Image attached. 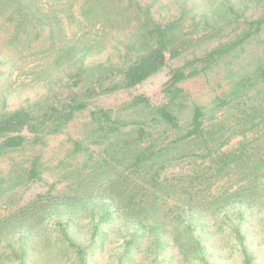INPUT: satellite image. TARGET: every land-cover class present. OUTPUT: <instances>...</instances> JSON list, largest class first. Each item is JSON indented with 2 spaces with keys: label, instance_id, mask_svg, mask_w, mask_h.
<instances>
[{
  "label": "trees",
  "instance_id": "16d2710c",
  "mask_svg": "<svg viewBox=\"0 0 264 264\" xmlns=\"http://www.w3.org/2000/svg\"><path fill=\"white\" fill-rule=\"evenodd\" d=\"M199 1L205 11L186 32L183 7L169 20L154 17L159 0H0V22L11 27L9 43L17 50L10 69L31 67L30 80L45 88L38 100L0 112V160H12L0 168V262L36 264V255L48 252L70 264H89L124 228L129 231L121 237L118 264L133 263L138 254L166 264H212L204 221L224 213L242 249V264H254L243 216L264 204V135H259L264 55L206 104L181 88L205 69L188 74L178 69L160 104L136 97L117 111L91 110L55 165L40 155L15 158L62 133L94 98L134 88L188 52L198 30L213 35L223 23L264 5V0ZM252 24L264 25V13ZM108 45L106 58L93 62ZM40 73L44 77L37 78ZM228 110L236 119L218 120ZM232 138L237 140L229 146ZM191 156L202 164L177 186L161 179ZM45 174L54 178L50 189L21 206L17 189ZM61 182L67 194L52 193ZM235 208L234 218L227 216ZM79 214L92 222L85 244L74 232L81 229H73ZM53 217L59 224L51 231Z\"/></svg>",
  "mask_w": 264,
  "mask_h": 264
},
{
  "label": "rangeland",
  "instance_id": "374dc122",
  "mask_svg": "<svg viewBox=\"0 0 264 264\" xmlns=\"http://www.w3.org/2000/svg\"><path fill=\"white\" fill-rule=\"evenodd\" d=\"M182 7L187 12L183 28L186 32H189L193 28L191 21L194 20V17L197 20L201 19L203 11H205L202 1L159 0V2L154 4L152 11H154V17L156 19L169 20L179 15ZM263 13L264 5L251 8L242 17L228 21L226 24L223 23L220 29L218 28V32H215L213 35L201 29L198 30L196 33L197 36L195 34L192 35L194 44L193 48H190L188 52L174 59H169L160 71L134 88L117 91L108 95H100L94 98L89 102L86 110L75 115L62 133L47 136L41 146H36L31 151L24 152L21 157L17 156L15 158L18 160L20 158L23 159L25 156L40 155L43 161H48L55 165L63 157L66 150L69 149L68 147L76 138V134L82 129V126L88 121L91 110L102 108L117 111L118 109H123L136 97L145 98L152 105L160 104L165 101L163 93L165 84L169 81L172 73L178 69H183L185 74L191 73L192 70L202 72L205 69L203 74L184 81L181 84V88L184 91V95L189 99H196L199 103L206 104L215 93L220 92L221 88L226 89L233 80L248 73L253 68L254 61L258 56L264 55V25L256 28L252 24ZM11 35V27L0 22V112L19 108L26 105L27 102L38 100L45 94V88L42 84L38 83L36 79L30 80L32 73L31 67H29V70V68L17 65L12 70L10 69L12 62L16 58L15 52H17L12 47V44L9 43ZM113 42L110 46L114 45ZM110 46L108 45L105 51L107 52L106 54L104 52L100 57L93 56L91 60L94 62L97 59H105L106 55L111 52ZM207 67H210V69H207ZM29 73L30 76L27 79ZM39 77H44V74L40 73L37 78ZM253 100H255L254 96L251 97V101ZM248 103L249 101L246 100V104ZM131 110L129 108L125 113L127 112L129 114ZM234 114V110H228L223 114H217V117H219L218 120L229 119L234 121L237 113ZM259 128V135H264V123ZM232 139L228 144L229 146L237 140L235 138ZM94 151L97 150L94 149ZM10 162L12 160H0V168ZM200 164H202L200 160H196L194 157L186 159L180 165L165 170L161 175V179L166 181L167 185L173 184V186H177V183H180L189 172ZM53 180L54 178L45 174L41 181L17 189V196L20 197L19 204L22 206L32 200L36 195L48 191ZM66 185V182L58 183L53 187L52 193L56 192L57 195L67 194V190L65 189ZM2 210L3 208L0 207V215L2 214ZM236 211L237 208L228 210L227 216L234 218ZM223 214L221 213L217 219L204 221V228L210 234L207 238L208 258L210 260L208 262L212 264H242V249L230 234L231 230L228 228L226 224L227 220L223 218ZM86 215L79 214L78 219L75 220L76 224L73 227L75 230L76 227L81 229L80 234L77 231L74 232L81 237L83 244L90 238L92 228V222H90L89 216ZM243 217L246 220L243 231L246 233L245 242L248 245L247 249L254 256V264H264V204H259L254 210L244 212ZM58 224L59 221L56 217L51 218L49 220L50 230L54 231ZM127 231L129 230L123 228L121 235L114 237L111 235L109 240H112L113 244L106 240L105 247L93 259H89V264H118L123 250L121 247L123 242L121 237ZM169 255L171 253L167 254L165 261ZM160 261L154 259V257L146 259L138 254L135 256L133 263L123 261L121 264L167 263H160ZM171 262V264H174L172 260ZM35 263L70 264V260L56 257L54 253L49 254L45 252L40 256L36 255ZM0 264L3 263L0 262ZM182 264H194V261Z\"/></svg>",
  "mask_w": 264,
  "mask_h": 264
}]
</instances>
